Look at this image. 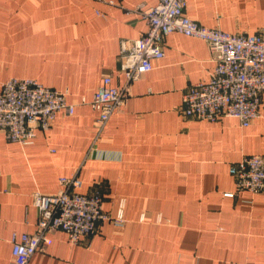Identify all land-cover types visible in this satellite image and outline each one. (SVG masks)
<instances>
[{
    "label": "crops",
    "instance_id": "obj_1",
    "mask_svg": "<svg viewBox=\"0 0 264 264\" xmlns=\"http://www.w3.org/2000/svg\"><path fill=\"white\" fill-rule=\"evenodd\" d=\"M158 2L0 0V92L6 80L31 78L75 105L31 144L0 132V264L12 261L13 236L36 230L33 193L55 194L75 175L81 193L102 191L112 216L125 200L126 226L101 223L90 247L56 230L30 264H264V193H236L230 174L244 157L264 154V93L249 127L185 117L186 90L216 67L205 41L170 34L165 57L132 83L126 109L96 140L98 114L82 100H93L105 76L125 84L122 42L147 30L135 10ZM185 13L232 34L264 30V0H188Z\"/></svg>",
    "mask_w": 264,
    "mask_h": 264
},
{
    "label": "built area",
    "instance_id": "obj_2",
    "mask_svg": "<svg viewBox=\"0 0 264 264\" xmlns=\"http://www.w3.org/2000/svg\"><path fill=\"white\" fill-rule=\"evenodd\" d=\"M188 0H159L153 7L139 6L137 12L147 30L137 39L124 40L119 56L121 72L126 77L122 87L113 85L112 77L102 78L90 104L98 114L96 140L111 118L126 109L132 83L154 69V62L165 57L166 38L174 33L197 38L207 43L216 67L207 82L188 87L181 111L187 118L217 121L236 118L249 127L260 117L264 93V30L256 34L228 33L220 28H207L190 19L185 8ZM113 4V2H111ZM73 115L75 105L68 102V92H61L31 78H12L1 84L0 132L13 143L34 142L37 131H48L58 113ZM236 193H264V154L244 157L230 168ZM61 190L55 194L33 193L38 222L33 234L13 236V258L9 264H30L42 251L51 232L61 230L73 245L87 244L99 231L101 223L116 228L126 226L125 200L116 216L103 210L102 191L80 192L82 181L75 175L60 179ZM145 220V214L141 221Z\"/></svg>",
    "mask_w": 264,
    "mask_h": 264
}]
</instances>
